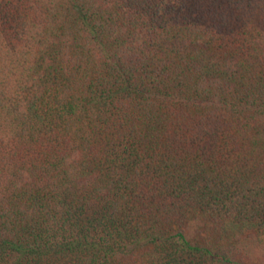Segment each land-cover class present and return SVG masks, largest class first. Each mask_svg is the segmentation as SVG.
I'll list each match as a JSON object with an SVG mask.
<instances>
[{"label": "trees", "instance_id": "trees-1", "mask_svg": "<svg viewBox=\"0 0 264 264\" xmlns=\"http://www.w3.org/2000/svg\"><path fill=\"white\" fill-rule=\"evenodd\" d=\"M0 264H264V0H0Z\"/></svg>", "mask_w": 264, "mask_h": 264}]
</instances>
